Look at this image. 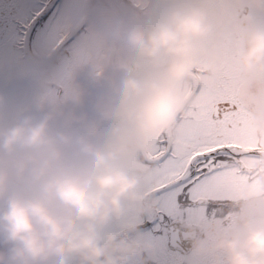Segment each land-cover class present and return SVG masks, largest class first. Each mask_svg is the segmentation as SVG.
<instances>
[{
	"label": "clouds",
	"instance_id": "1",
	"mask_svg": "<svg viewBox=\"0 0 264 264\" xmlns=\"http://www.w3.org/2000/svg\"><path fill=\"white\" fill-rule=\"evenodd\" d=\"M246 3L149 0L112 25L109 69L86 104L0 95V264H128L149 250L141 228L156 202L146 151L183 133L195 89L215 83L225 28L239 39L233 88L251 104V132L264 147V11L240 19ZM215 211L187 234L190 255L264 264V177Z\"/></svg>",
	"mask_w": 264,
	"mask_h": 264
},
{
	"label": "flooded vegetation",
	"instance_id": "2",
	"mask_svg": "<svg viewBox=\"0 0 264 264\" xmlns=\"http://www.w3.org/2000/svg\"><path fill=\"white\" fill-rule=\"evenodd\" d=\"M112 1L118 13L117 17L128 11L130 19L140 14L149 2V0ZM22 3V0H0V17L8 15L10 6L16 9ZM85 3L86 0H63L58 9L59 16L56 22L65 12H76V14L78 12L77 20L85 17ZM249 9L264 11V0H247L239 18L243 19ZM115 16L116 13L101 0H93L88 25L61 50L51 65L43 68L42 72L36 68H31L34 72L22 73L16 78L17 95L15 96V103L36 102L46 106L68 108L75 107L77 100L86 104L93 87L109 68L107 47L102 54V65L97 67L96 60L92 61L88 57V48L91 45L87 44L86 38L92 34L108 35L112 25L117 22L118 18ZM96 22L107 24V26L111 24V26L106 30H100L98 27L94 29L91 24ZM72 27L73 25L65 29V32H62L63 36L68 35ZM91 30H94L95 33H92ZM71 45L77 46L70 48ZM215 52L219 56L215 83L211 87L197 86L195 89L193 96L198 98V103L184 124L183 133L179 136L165 138L163 142L152 143L146 151L144 163L151 171L149 189L156 202L154 211L144 221L150 225L141 228L143 242L149 250L142 257L131 258L128 264H136V262L142 264V261L143 264H174V262L175 264H201V261L189 253L190 244L187 234L192 230L198 231L209 219L218 216L219 213L215 210L221 207L223 202L247 195L256 181L264 177V171H261L264 169V163L253 166L249 171L248 165L233 162L225 169L217 172L215 176L210 175L209 178L202 180L187 192L183 191L182 188L157 191L161 185L172 184L175 180L182 178L186 173L188 162L185 159L182 167L177 169L176 174L173 175L165 171L164 162L161 160L162 155L169 149L173 151L185 150L190 143L196 125L200 123V118L210 114L221 100H228L233 104V110H238L240 113L238 131L232 132L231 126H229L230 134L223 137V142L239 143L247 147L254 139L256 146H261L259 137H254L251 132L252 106L247 101L241 100L233 88L239 53L238 37L227 28L223 29L218 34ZM63 53L66 56L60 59L59 57ZM82 58L87 62L82 64V67L68 65L72 59L78 65L79 59ZM64 61H66L65 64H63ZM197 67L202 69L204 63L201 62ZM8 81L14 80L9 78L0 85V90L4 89L5 83ZM0 95L3 93L0 92ZM246 159L264 161V154L260 152L251 153L246 156ZM209 172L211 173V165H209ZM174 221L178 222L172 235L176 237L177 250L169 248L171 238L169 227Z\"/></svg>",
	"mask_w": 264,
	"mask_h": 264
},
{
	"label": "snow or ice",
	"instance_id": "3",
	"mask_svg": "<svg viewBox=\"0 0 264 264\" xmlns=\"http://www.w3.org/2000/svg\"><path fill=\"white\" fill-rule=\"evenodd\" d=\"M62 2L63 0H54L48 7L46 6L47 0H41L36 9L34 25L55 23ZM239 123V111H234L233 104L228 100H221L210 114L200 118V123L196 125L190 143L185 150L173 151L169 149L162 155L161 160L164 162L165 171L173 175L176 174L177 169L182 167L185 159L188 162L186 173L182 178L175 180L172 184L161 185L157 191L182 188L187 192L202 180L209 178L210 175L215 176L217 172L233 162L248 165L249 171L253 166L264 163L261 160L246 159V156L251 153L264 154V147H257L254 139L247 147L239 143L223 142V137L230 134L229 126H231L232 132H236ZM209 165H211V173Z\"/></svg>",
	"mask_w": 264,
	"mask_h": 264
},
{
	"label": "rangeland",
	"instance_id": "4",
	"mask_svg": "<svg viewBox=\"0 0 264 264\" xmlns=\"http://www.w3.org/2000/svg\"><path fill=\"white\" fill-rule=\"evenodd\" d=\"M38 5L28 4L21 8V14L18 20V23L16 24L14 21L11 23H8V31L5 32V34L0 33V47L3 49V53H0V57H6L9 59L8 63L5 61L6 64L4 67V70H8L9 73H7L4 77L0 78V85L4 84L5 81H7L9 78H12L14 81L21 73H28L29 71L25 69L24 67L22 70H20L19 64H21V61L19 60L22 56L21 53H19L17 47L19 43H21L24 40V31L26 30V27L30 21H32V18H30L29 10L33 9L36 10ZM127 10V9H126ZM126 16H128V19H130V14L128 11H126ZM79 14L77 12H65L63 13L59 18L58 21L55 24L49 25H39L37 29L33 32L30 42V49L33 51L36 55V58L39 60L44 61L45 57L51 52L52 48L54 49V46L56 43L63 37L62 32H65V29H68L72 25L75 24ZM10 22V20H9ZM94 29L97 27L100 30H106L108 27L107 24L103 23H92L91 24ZM49 26V27H48ZM24 27V28H23ZM40 28V29H39ZM42 28V30H41ZM92 33H95L94 30H91ZM3 37V38H1ZM87 39V44L91 45L88 48V57L92 59V61L97 62V67L102 65V54L104 49L107 47V34H103V36H100L99 34H92ZM18 41L17 46L15 49H13V42ZM79 41V40H78ZM77 41V42H78ZM76 42V44H77ZM78 45V44H77ZM75 45V46H77ZM74 45H71L70 48H74ZM69 48V49H70ZM79 53V50H77ZM65 54L63 53L59 58H65ZM78 65L73 61L68 62V65H71V67H82V64H86V60L84 58L79 59ZM66 61H64L63 64H65ZM175 264V262H174Z\"/></svg>",
	"mask_w": 264,
	"mask_h": 264
}]
</instances>
